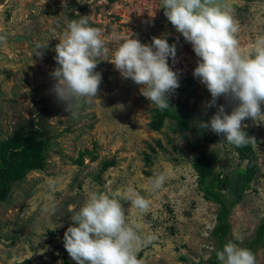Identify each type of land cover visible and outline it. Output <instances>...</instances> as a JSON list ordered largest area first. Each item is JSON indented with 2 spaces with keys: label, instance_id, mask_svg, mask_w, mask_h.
<instances>
[{
  "label": "rangeland",
  "instance_id": "1",
  "mask_svg": "<svg viewBox=\"0 0 264 264\" xmlns=\"http://www.w3.org/2000/svg\"><path fill=\"white\" fill-rule=\"evenodd\" d=\"M218 3L234 9L243 48L264 36V0ZM81 16L102 31L108 54L95 69L102 74L98 96L82 101L73 117L52 91L50 73L58 66V39L67 24ZM0 30L10 33L7 42L0 43V142L23 128L40 130L48 143L46 169L31 170L0 202V264L25 259L30 264H76L63 244L64 232L73 224L72 211H78L92 192L121 194L129 187L151 201L144 215L121 201L128 222L156 236L138 253L142 264L207 261L215 249L212 231L219 204L204 197L194 160L208 153L222 178V173L245 168L247 161L222 134L199 128V121H210L216 107H206L211 94L193 76L199 58L164 15L161 0H0ZM132 36L142 43L163 36L176 45V62L169 57L168 63L178 71L180 87L170 95L168 109L151 104L140 94V86L124 79L109 61L119 44ZM37 41L48 42L46 49L37 50L42 58L35 53ZM217 104L231 112L232 105L223 97ZM168 111L185 114V127L168 116L161 128H153L156 116ZM242 124L255 137L257 173L230 216V242L240 247L264 219V122L249 118ZM194 142L200 144L195 147ZM86 148L96 158L87 155L83 163H75ZM106 160L115 164L103 170ZM162 172L168 175L162 189L150 191L151 179ZM50 180L55 181L54 189ZM252 252L257 264H264V244Z\"/></svg>",
  "mask_w": 264,
  "mask_h": 264
},
{
  "label": "clouds",
  "instance_id": "2",
  "mask_svg": "<svg viewBox=\"0 0 264 264\" xmlns=\"http://www.w3.org/2000/svg\"><path fill=\"white\" fill-rule=\"evenodd\" d=\"M161 7L199 58L193 76L211 94L206 107H216L210 121H199V128L222 134L237 148L255 146V137L244 131L247 124L242 122L249 118L256 124L264 122V36L243 48L234 9L218 0H161ZM9 35L0 30V43H6ZM58 40L54 56L58 66L50 73L55 81L52 91L75 117L82 101L98 96L102 74L95 69L108 48L102 31L84 16L71 20ZM47 47L48 42L37 41L36 55L42 58L37 50ZM176 52V45L163 36H153L151 43L132 36L119 44L109 61L124 79L140 86V94L151 104L165 110L171 107L170 95L180 87L178 71L168 63L169 57L176 62ZM220 97L232 105L230 113L225 104H217ZM167 178L163 172L155 176L149 190L162 189ZM49 187L55 188L54 180ZM121 201L130 202L141 215L150 210L151 201L129 187L121 194L92 192L78 211H72L73 224L64 232L63 244L76 264H142L138 253L156 236L145 234L141 224L128 222ZM216 257L220 264H257L250 249L234 242L226 243Z\"/></svg>",
  "mask_w": 264,
  "mask_h": 264
},
{
  "label": "trees",
  "instance_id": "3",
  "mask_svg": "<svg viewBox=\"0 0 264 264\" xmlns=\"http://www.w3.org/2000/svg\"><path fill=\"white\" fill-rule=\"evenodd\" d=\"M168 116L175 117L181 127H185L187 124L185 114L174 116L168 111L166 114H158L152 121V127L161 128ZM199 144V142H194L193 146L196 147ZM47 148L48 143L38 129L25 131L23 128H19L10 137L0 142V202L8 198L14 183L23 181L31 170L46 169ZM237 152L241 160L247 161L246 167L234 169L230 173H222L223 178L216 172L214 158L208 153H201L194 160V167L204 197L219 204L217 223L212 231V236L215 238V249L207 261H201L198 264H220L216 253L223 250L224 245L230 242L231 212L237 204L244 200L256 177L257 154L254 146L249 144L237 148ZM93 154L86 148L80 152L75 163H83V158L87 155H90L92 159L96 158ZM114 164L113 160H106L102 164V169L106 170ZM262 244H264V219L256 227L254 236L245 239L241 247L253 251ZM17 264H30V260L25 259Z\"/></svg>",
  "mask_w": 264,
  "mask_h": 264
}]
</instances>
